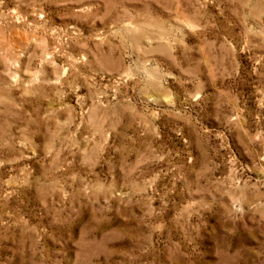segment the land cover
<instances>
[{"label": "rangeland", "instance_id": "374dc122", "mask_svg": "<svg viewBox=\"0 0 264 264\" xmlns=\"http://www.w3.org/2000/svg\"><path fill=\"white\" fill-rule=\"evenodd\" d=\"M0 264H264V0H0Z\"/></svg>", "mask_w": 264, "mask_h": 264}, {"label": "bare ground", "instance_id": "6f19581e", "mask_svg": "<svg viewBox=\"0 0 264 264\" xmlns=\"http://www.w3.org/2000/svg\"><path fill=\"white\" fill-rule=\"evenodd\" d=\"M134 29V28H133Z\"/></svg>", "mask_w": 264, "mask_h": 264}]
</instances>
